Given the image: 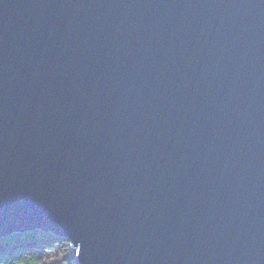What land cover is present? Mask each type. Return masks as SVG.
Masks as SVG:
<instances>
[{"label":"water","instance_id":"water-1","mask_svg":"<svg viewBox=\"0 0 264 264\" xmlns=\"http://www.w3.org/2000/svg\"><path fill=\"white\" fill-rule=\"evenodd\" d=\"M77 264H264V0H0V238Z\"/></svg>","mask_w":264,"mask_h":264},{"label":"trees","instance_id":"trees-1","mask_svg":"<svg viewBox=\"0 0 264 264\" xmlns=\"http://www.w3.org/2000/svg\"><path fill=\"white\" fill-rule=\"evenodd\" d=\"M77 264L70 253V241L34 230L0 238V264Z\"/></svg>","mask_w":264,"mask_h":264},{"label":"rangeland","instance_id":"rangeland-1","mask_svg":"<svg viewBox=\"0 0 264 264\" xmlns=\"http://www.w3.org/2000/svg\"><path fill=\"white\" fill-rule=\"evenodd\" d=\"M25 233V232H24ZM16 234V233H15ZM13 235V234H12ZM9 236V235H8ZM70 253L73 256L74 254V249H73V244L70 242ZM75 260V259H74Z\"/></svg>","mask_w":264,"mask_h":264},{"label":"bare ground","instance_id":"bare-ground-1","mask_svg":"<svg viewBox=\"0 0 264 264\" xmlns=\"http://www.w3.org/2000/svg\"><path fill=\"white\" fill-rule=\"evenodd\" d=\"M48 233V232H47ZM51 234V233H50ZM75 257H76V255H75V253L73 254V259H75ZM76 261V260H75ZM60 264H62V263H60Z\"/></svg>","mask_w":264,"mask_h":264},{"label":"snow or ice","instance_id":"snow-or-ice-1","mask_svg":"<svg viewBox=\"0 0 264 264\" xmlns=\"http://www.w3.org/2000/svg\"><path fill=\"white\" fill-rule=\"evenodd\" d=\"M30 264H37V262L36 261H32V262H30Z\"/></svg>","mask_w":264,"mask_h":264}]
</instances>
